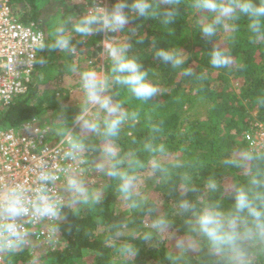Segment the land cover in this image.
Here are the masks:
<instances>
[{
  "label": "clouds",
  "instance_id": "1",
  "mask_svg": "<svg viewBox=\"0 0 264 264\" xmlns=\"http://www.w3.org/2000/svg\"><path fill=\"white\" fill-rule=\"evenodd\" d=\"M181 2L114 0L106 6L90 0L79 14L57 16L48 33L34 41L37 51L47 48L74 57V37L85 40L98 33L110 34L101 41L105 66L90 62L85 67L75 60L65 65L77 77L79 111L68 119L61 109L54 121H46L39 130L40 135L59 138L52 162L42 155L29 179L13 178L0 185V258L7 264H14L17 254L30 245L37 224L56 231L67 211L96 213L110 190L125 209L106 227L104 246L113 264H134L138 242L162 241L177 218L183 221L187 236L178 237L166 251L170 264H188V254L195 247L206 249L211 264H256L257 256L264 257V145L222 158L226 168L245 173L243 182L223 189L214 175L203 180L201 188L185 172L186 161L173 154L161 125L145 120L148 136L134 141L132 150L124 151L120 143L126 130L144 119V106L162 91L154 73L120 34L134 31L127 26L141 19L170 27L181 15ZM186 8L194 30L208 41L221 32L235 37L243 20L249 43L264 47V0H186ZM153 52L185 77L195 75L179 48L156 47ZM206 56L214 70L234 66L230 49L220 44L208 49ZM35 62L45 63L43 58ZM255 103L264 106V94ZM43 119L41 115L36 121ZM93 173L104 177L105 183L94 185L89 180ZM146 178L161 188L179 189L171 208L162 207L145 191ZM223 191L230 200L228 207L222 203Z\"/></svg>",
  "mask_w": 264,
  "mask_h": 264
},
{
  "label": "trees",
  "instance_id": "2",
  "mask_svg": "<svg viewBox=\"0 0 264 264\" xmlns=\"http://www.w3.org/2000/svg\"><path fill=\"white\" fill-rule=\"evenodd\" d=\"M67 1L61 10L53 9L46 17L40 8V0H9V3L20 20L35 22L48 33L52 20L57 16L83 12L73 0ZM159 2L163 3V0ZM179 10L180 17L168 28L155 20L141 19L130 21L127 26L134 31L120 34L132 45L130 51L141 58L143 66L154 73L162 90L144 106V119L135 128L127 129L120 143L124 151L132 150L136 147L134 141H142L148 136L145 120L161 125L173 154L186 161L185 172L201 188L203 180L214 175L223 189H230L233 184L244 181L245 173L241 169L226 168L221 163L222 158L234 151L250 148L246 133H253L254 121L264 124V106L255 103L256 98L264 94V47L249 43L243 20L235 37L229 33L226 38L225 32H221L208 41L194 30L186 0H182ZM138 36L141 37L139 40ZM102 40L104 33L85 40L73 39L76 55L65 56L66 59L56 65L54 60L62 52L47 48L40 50L38 58H43L45 63H37L28 93L0 109L1 124L4 127L19 126L48 112L52 113L49 121H54L61 109H65V115L71 119L79 111V95L67 91V96L71 95L72 99L69 104L62 105L58 89L64 92V88L46 89L40 94L39 84L50 79L59 83L66 75L77 79L66 71V63L75 60L82 66H88V59L80 56H91L99 50ZM215 44L230 49L234 58L231 69L214 70L209 65L206 52ZM156 47L182 50L187 56L186 66L192 67L195 75L185 77L171 65L160 62L153 52ZM234 82H237V88ZM53 139L59 138L53 136ZM145 180V187L152 192V197L159 198L162 207L171 208L179 198L178 188L169 190L147 178ZM220 195L223 206L228 207L227 191ZM124 214L125 209L111 190L105 194L103 206L96 213H89L86 209L80 215H74L67 211L57 229L63 244L48 250L42 258L49 264H76L88 250L96 253L94 264H111V252L104 246L106 227ZM100 227L102 231H99ZM186 236L183 221L177 218L162 241L138 242L139 253L134 264H170L165 256L173 245L170 239ZM35 258L34 251L24 249L17 254L14 264H30ZM255 260L256 264H264V257L257 256ZM188 264H211L206 249L198 247L196 253L188 254Z\"/></svg>",
  "mask_w": 264,
  "mask_h": 264
},
{
  "label": "built area",
  "instance_id": "3",
  "mask_svg": "<svg viewBox=\"0 0 264 264\" xmlns=\"http://www.w3.org/2000/svg\"><path fill=\"white\" fill-rule=\"evenodd\" d=\"M82 10L90 0H73ZM106 6L114 0H96ZM45 30L35 22L20 20L9 0H0V109L10 106L17 98L25 96L30 88L39 57L34 41ZM107 33H104V39ZM36 117L19 126L4 127L0 122V185L17 178L27 180L43 155L52 162L59 139L54 140L49 133L40 135L44 121ZM250 146L260 145L257 135L246 133ZM34 235L25 249L33 251L37 244L51 240L57 231L50 230L47 224H37L32 229ZM0 264H7L0 258Z\"/></svg>",
  "mask_w": 264,
  "mask_h": 264
},
{
  "label": "rangeland",
  "instance_id": "4",
  "mask_svg": "<svg viewBox=\"0 0 264 264\" xmlns=\"http://www.w3.org/2000/svg\"><path fill=\"white\" fill-rule=\"evenodd\" d=\"M67 2H68L67 0H40V8H41V10H42V12L44 14V17H46V15L48 16L49 14L52 13L53 9H57L58 8V9L61 10L63 5L65 3H67ZM43 22L45 23V21H43ZM228 34L229 33L225 32L226 38H227ZM109 35L110 34H107V36H106V38L104 40L108 39ZM120 38L124 39V36H120ZM73 39H80V38L79 37H74ZM99 46H100L99 50L94 51L91 56L86 57L87 55H82L80 57L88 59V64L90 62H93V63H95L98 66H105V59L100 56V51L102 50V47H103L102 43H100ZM65 56L66 55L64 53H62L56 60H54L53 64L56 65L58 62H62V60L66 59ZM55 72H57V71H55ZM39 85H40L39 86V88H40V92L39 93L40 94H42L44 92V90H46V89L54 90L56 88H64L65 89L64 92H61L58 89V92L60 93L58 98H59V100H61V102H62L61 104L62 105L69 104L70 100L72 99L71 95L67 96L68 95L67 91H69V92L71 91V94L75 93V94L79 95V91H78V88H77V79H75L71 75H66L62 81H59V83H57L54 79H50L47 82L41 81ZM234 86H235V88H237V86H238L237 82H234ZM73 99H74V96H73ZM50 113L51 112H48V113L44 114V119H43L44 122L49 121ZM253 116H254V113H253ZM253 126H254L253 133L255 132V135H257L256 141L259 142L260 145H264V124L260 123V122H257V121H254ZM89 180L94 185H98V186L99 185H103L105 183L104 182V177L100 176L97 173L91 174L89 176ZM145 181H144L143 187H144L145 191L151 196L152 192H150V190H148L145 187L146 186L145 185L146 184ZM122 209H124L123 205H122ZM99 231H102V227L99 228ZM176 239L177 238L173 237L169 241L170 243L173 244L172 248H173V246L175 244V240ZM62 244H63V241H62L61 236H60V234L58 233V230H57L54 233V235H53V237L51 238L50 241H48V242H46L44 244H42V243L37 244V247L33 250L36 258H35L34 262L30 263V264H49L46 260H44L42 258V255L47 253L48 250L53 249L54 247H59ZM197 249H198V247H195L193 250H191L189 252V254L192 255V254L196 253ZM95 261H96V253H94L93 251L86 250V251H84L82 258L79 259L78 262H76V264H94ZM111 264H113L112 260H111Z\"/></svg>",
  "mask_w": 264,
  "mask_h": 264
}]
</instances>
